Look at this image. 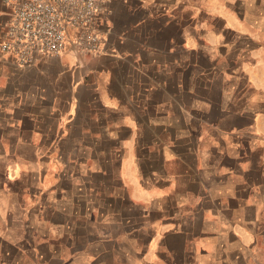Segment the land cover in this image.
<instances>
[{"label": "crops", "instance_id": "crops-1", "mask_svg": "<svg viewBox=\"0 0 264 264\" xmlns=\"http://www.w3.org/2000/svg\"><path fill=\"white\" fill-rule=\"evenodd\" d=\"M8 17L0 0V37ZM98 32L97 55L0 52L2 151L80 152L32 171L27 209L64 211L75 176L78 196L144 202L141 264H264V0H113Z\"/></svg>", "mask_w": 264, "mask_h": 264}, {"label": "rangeland", "instance_id": "rangeland-1", "mask_svg": "<svg viewBox=\"0 0 264 264\" xmlns=\"http://www.w3.org/2000/svg\"><path fill=\"white\" fill-rule=\"evenodd\" d=\"M92 54L97 55V52ZM92 54L81 53L83 56ZM219 118L214 112V121ZM247 135L250 141L253 140L252 133ZM208 137L211 139H206L207 144L215 141L212 136ZM32 148L27 142H21L12 154L0 148V264H141L140 255L150 229L144 228L140 210L144 202L138 198H133L132 210L125 212L120 202L108 206L114 205V201L101 195V189L96 195L78 196V187L85 184L72 176V179L64 180L69 194L65 196L64 211H46L45 206L39 205L32 207L31 211L27 209L31 203L28 183L32 182V171L44 173L48 170L54 174L66 165L62 162L63 153L67 157L80 153L69 146L41 148L42 158L36 164L30 156ZM3 165L6 169L4 177L1 176ZM82 166H79L81 172ZM68 168L71 174H76L78 166L69 163ZM87 168L88 165L84 172L91 171L88 170L91 167ZM39 185L43 186V180ZM76 199L81 201L73 205ZM19 201L26 202V205L23 203L24 206L19 207Z\"/></svg>", "mask_w": 264, "mask_h": 264}, {"label": "built area", "instance_id": "built-area-1", "mask_svg": "<svg viewBox=\"0 0 264 264\" xmlns=\"http://www.w3.org/2000/svg\"><path fill=\"white\" fill-rule=\"evenodd\" d=\"M4 1L9 17L0 37V52L19 65L61 55L69 48L82 54L101 51L98 28L113 0Z\"/></svg>", "mask_w": 264, "mask_h": 264}]
</instances>
